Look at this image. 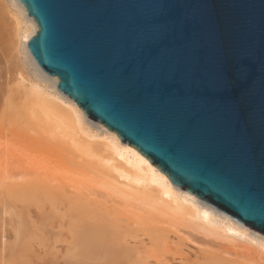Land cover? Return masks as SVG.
Here are the masks:
<instances>
[{"label":"water","instance_id":"95a60500","mask_svg":"<svg viewBox=\"0 0 264 264\" xmlns=\"http://www.w3.org/2000/svg\"><path fill=\"white\" fill-rule=\"evenodd\" d=\"M20 1L63 94L264 234V0Z\"/></svg>","mask_w":264,"mask_h":264},{"label":"bare ground","instance_id":"6f19581e","mask_svg":"<svg viewBox=\"0 0 264 264\" xmlns=\"http://www.w3.org/2000/svg\"><path fill=\"white\" fill-rule=\"evenodd\" d=\"M38 28L20 0H0L1 257L17 264H264V234L175 186L58 89V76L46 74L29 47ZM188 233L220 246L198 247Z\"/></svg>","mask_w":264,"mask_h":264},{"label":"rangeland","instance_id":"374dc122","mask_svg":"<svg viewBox=\"0 0 264 264\" xmlns=\"http://www.w3.org/2000/svg\"><path fill=\"white\" fill-rule=\"evenodd\" d=\"M51 77H53V76H51ZM89 118V117H88ZM89 120L92 122V123H95V124H100L99 122H96V121H94V120H92L91 118H89ZM2 140H3V138H1L0 137V141L2 142ZM0 142V145H2L3 143H1ZM35 152V151H34ZM31 152V154H33V157H41V156H39L38 155V151H37V153L35 152ZM37 154V155H36ZM40 159V158H39ZM6 231H7V238L8 239H10V237L8 236L9 234V232L10 233H12V231L10 230L9 231V229H6ZM188 235H189V237H190V239H192V240H194V242L196 243V244H198V247L199 246H202V247H204V248H210V249H212V250H216V249H218L219 248V244H218V242H221V241H218V240H214V239H211V240H209L207 237H205L204 235H202V234H200V235H198L197 233H194V234H189L188 233ZM193 236V237H192ZM208 240V241H207ZM212 241V242H211ZM209 244H210V246H209ZM212 245V246H211ZM196 247H197V245H195ZM59 248L61 247V246H58ZM197 247V248H198ZM61 249V248H60ZM40 250V251H39ZM38 251L39 252H37V250H36V253H42L43 251L41 250V249H38ZM2 254V253H1ZM1 254H0V258L1 259H3V260H0V264H15L14 262H13V259H15V258H13V256L11 257V255L10 254H7V258H9L8 260H7V258H6V254H5V256H4V258H2L3 257V255H2V257H1ZM8 255H10V256H8ZM5 258H6V260H5ZM11 258H13V259H11ZM12 260V261H11ZM3 261H4V263H3ZM8 261H10V262H8ZM6 262V263H5ZM17 264V263H16ZM18 264H19V262H18ZM36 264V263H35ZM38 264V263H37ZM176 264H179V263H176Z\"/></svg>","mask_w":264,"mask_h":264}]
</instances>
